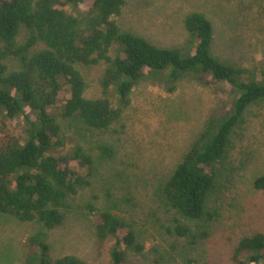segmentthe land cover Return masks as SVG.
<instances>
[{
	"label": "trees",
	"instance_id": "1",
	"mask_svg": "<svg viewBox=\"0 0 264 264\" xmlns=\"http://www.w3.org/2000/svg\"><path fill=\"white\" fill-rule=\"evenodd\" d=\"M91 1L84 13L77 10L84 0H0V214L42 225L26 242L39 250L36 264H86L74 255L50 257L47 230L64 223L70 198L91 185L96 169L95 159L82 147L63 151L57 116L75 119L90 129L108 130L121 119L133 87L143 79L162 83L168 92L185 76L203 84L223 83L232 101L207 120L160 186L161 203L174 211L164 231L194 245L208 237L218 216L210 197L218 185V164L227 153L232 132L251 105L264 101V69L258 74L213 55V25L203 13L191 12L184 19L194 53L183 56L181 48L159 47L123 31L115 17L126 0ZM66 5L71 11L63 8ZM92 19H97V29L91 30ZM21 28L27 36L20 43ZM114 44L118 54L112 58L109 52ZM10 58L17 61V69L9 70L6 60ZM101 61L107 64L104 93L113 87L115 103L108 97L84 95L86 83L77 66ZM63 86L68 87L69 98L55 115L51 108ZM20 117L21 132L13 135L8 121ZM98 149L105 156L113 153L106 145ZM253 187L264 191V174L253 180ZM84 209L93 214L97 238L113 240L112 264H146L128 257L129 253L143 257L146 251L128 217L109 208L98 209L92 202ZM232 260L233 264H264V233L239 239Z\"/></svg>",
	"mask_w": 264,
	"mask_h": 264
},
{
	"label": "rangeland",
	"instance_id": "2",
	"mask_svg": "<svg viewBox=\"0 0 264 264\" xmlns=\"http://www.w3.org/2000/svg\"><path fill=\"white\" fill-rule=\"evenodd\" d=\"M91 6V0H84L77 10L87 13ZM63 8L71 11L68 5ZM196 11L213 25V55L260 74L264 69V0H126L115 19L123 31L159 47L181 48L182 55L187 56L194 48H189L184 19ZM90 28H98L97 19L90 20ZM26 36L27 31L21 28L18 41L23 42ZM117 54L114 44L109 55L114 58ZM6 63L9 70L18 68L15 59ZM77 68L86 83L85 97H108L115 103L113 87L104 93L105 62ZM68 98V87L63 86L51 112L58 115ZM130 99L121 119L108 130L90 129L75 119L57 116L63 151L82 147L95 159L96 169L91 185L70 198L64 223L47 230L50 257L74 255L86 264H112L113 240L97 238L93 214L84 209L92 202L98 209L109 208L133 222L146 251L143 257L129 253L132 260L146 264H233L239 239L264 233V191L253 187V180L264 174V101L251 105L234 128L227 153L218 164V185L210 197L218 216L209 227L208 237L191 245L164 231L174 211L159 199L161 182L207 120L228 106L233 95L223 83L203 84L185 76L173 92L158 81L143 79L133 87ZM7 125L11 134L19 135L23 118ZM100 145L110 147L112 155H103ZM74 168L85 173L78 165ZM41 229L37 222H20L0 214V264L38 263L39 250L26 242Z\"/></svg>",
	"mask_w": 264,
	"mask_h": 264
}]
</instances>
